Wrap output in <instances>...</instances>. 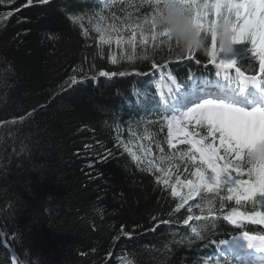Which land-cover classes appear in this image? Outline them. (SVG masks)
<instances>
[{
    "label": "trees",
    "instance_id": "trees-1",
    "mask_svg": "<svg viewBox=\"0 0 264 264\" xmlns=\"http://www.w3.org/2000/svg\"><path fill=\"white\" fill-rule=\"evenodd\" d=\"M25 4L26 0L0 4V121L9 122L0 127V264H11V253L17 264H202L217 246L208 240L170 242L171 232L188 230L182 225L185 209L169 218L178 198L162 191V185L155 183L156 174L142 171L143 163L134 161L120 143V137L134 128L149 134L155 157L157 141L171 151L162 114L141 115L151 103L148 97L158 98L156 86L146 90L142 74L150 71V61L121 60L124 53L112 44L101 45L87 19V37L70 22L74 12L99 11L103 5L97 0ZM127 10L134 17L148 11L147 6L139 12ZM8 11L13 15L5 22ZM113 12L123 19L119 6L104 9L105 15ZM143 47L136 43L138 53ZM245 48L254 51L252 45H243L239 60ZM113 54L119 61L115 65ZM196 58L200 65L186 58L178 61L166 49L155 55L158 64L167 61L178 83H190L192 73L215 79V67L207 56L196 54ZM252 58L250 53L245 63ZM100 71L126 75L105 78L98 75ZM73 74L78 82L67 86ZM25 114L31 115L12 123ZM234 206L252 211L248 202L238 206L226 201L224 213ZM194 213L199 214L195 209ZM154 215L180 224L146 231L153 226ZM121 226L131 232V239L120 235ZM249 229L263 228L237 229L221 218L212 239H230Z\"/></svg>",
    "mask_w": 264,
    "mask_h": 264
},
{
    "label": "snow or ice",
    "instance_id": "snow-or-ice-1",
    "mask_svg": "<svg viewBox=\"0 0 264 264\" xmlns=\"http://www.w3.org/2000/svg\"><path fill=\"white\" fill-rule=\"evenodd\" d=\"M14 2L0 0V4ZM49 2L26 0L24 7L34 3L46 5ZM167 3L182 6L193 27L210 37L206 56L207 62L215 67L217 79L207 80L192 73L188 77L190 83H178L176 75L168 71L167 61L162 64L156 62V52L166 49L174 52L178 61L186 58L194 60L197 65L201 64L194 52L178 53L172 45L170 29L159 27L161 6ZM115 6H119L123 19L114 12L111 15L104 14V9ZM144 6H147L148 11L142 17H134L127 10L135 8L139 12ZM19 10L17 8L15 11ZM12 15L13 12L8 11L5 22ZM68 18L81 29L85 37L90 31L84 26L87 19L88 24L93 26L91 30L99 34L101 45L115 43L118 48L128 45L130 50H125L126 54L120 57L121 60L150 61V71L142 74H158L161 82L172 84L167 94L157 87L158 98L149 96L147 102L154 103V108L149 111L162 114L161 119L167 125L166 143L174 151L166 152L160 146L161 142L157 141V158L153 156L149 145H138L142 156L133 152L128 144L123 146L138 164L143 161L142 171L156 174L155 183L162 185V191L167 190L172 197L178 198L174 209L167 213L169 218L185 209L182 225L187 226L188 230L171 232L170 242L185 245L208 240L216 245L217 255L206 258L202 264H264V229L242 230L230 240L212 239L217 235L221 218L237 229H244L247 225L264 226V161L253 163L248 159L258 144H264V0H141L140 4H135L134 0H110L104 2L99 11L74 12ZM17 22L21 23L23 19L18 18ZM221 24L231 33L234 45L251 42L254 53L248 64L220 56L217 28ZM127 29H131L132 35L125 39L120 33ZM137 33L144 46L139 53L136 50ZM16 35L18 37L20 33ZM150 41L151 49L148 48ZM99 54H103L102 49ZM118 62L113 54L111 63L115 65ZM233 69L234 75L229 71ZM76 71L73 70L74 73ZM98 75L109 78L123 77L126 73L100 71ZM77 82L73 74L65 83L71 86ZM30 115L15 118L12 123L23 121ZM8 124V121H0V127ZM8 134H12L11 128H8ZM135 138L136 133L133 132L132 139ZM177 145L187 147L179 149ZM183 174L187 175L181 179ZM189 201L194 203L190 204ZM226 201H234L238 206L242 201L248 202L252 205V211H241L234 206L225 214ZM194 209L199 214L194 213ZM151 219L154 224L146 231L156 232L161 225L175 228L180 224L179 220L155 215ZM120 235L131 239V232H125L123 226ZM119 238L118 235L113 239ZM164 247L168 248V243ZM11 264H17L15 255L11 258Z\"/></svg>",
    "mask_w": 264,
    "mask_h": 264
},
{
    "label": "clouds",
    "instance_id": "clouds-1",
    "mask_svg": "<svg viewBox=\"0 0 264 264\" xmlns=\"http://www.w3.org/2000/svg\"><path fill=\"white\" fill-rule=\"evenodd\" d=\"M162 16L159 18V27L170 29L172 45L180 54H187L189 51L200 55H207L210 46V37L202 32H198L193 27L190 19L186 18V12L182 6L167 3L161 6ZM217 48L221 57L227 59L234 53L231 33L223 24L217 28ZM155 86L168 93L172 84L168 81H158ZM250 162L256 163L264 161V144H258L249 154Z\"/></svg>",
    "mask_w": 264,
    "mask_h": 264
},
{
    "label": "rangeland",
    "instance_id": "rangeland-1",
    "mask_svg": "<svg viewBox=\"0 0 264 264\" xmlns=\"http://www.w3.org/2000/svg\"><path fill=\"white\" fill-rule=\"evenodd\" d=\"M97 34V38L99 39V34L98 33H96ZM132 35V31H131V29H127V30H122L121 31V33H120V36H122L123 38H125V39H127V38H129L130 36ZM141 40V37H140V35H139V33H137V37H136V41L138 42V41H140ZM100 42V41H99ZM151 42V41H150ZM112 45H114L115 47H117L116 45H115V43H113ZM236 45V44H235ZM234 45V46H235ZM126 47H129L128 45H124L123 46V48H118L119 50H120V52L121 53H124V54H126L125 53V51H123V50H125V48ZM123 54V55H124ZM234 53L232 54V56L231 57H229L230 59H232V58H235L234 56ZM110 58H111V55H110ZM121 142H124L123 143V146H124V144H128L129 145V147H131V149H132V151L133 152H136V154L137 155H141L142 156V153L139 151V149H138V145H146L145 143H144V141L140 138V137H138L137 135H136V138L135 139H132V136L131 137H129V140L128 141H121ZM178 146V145H177ZM124 148V147H123ZM125 150V149H124ZM127 153H129L127 150H125ZM184 175H187V174H183L182 176H181V179H183L184 177Z\"/></svg>",
    "mask_w": 264,
    "mask_h": 264
}]
</instances>
